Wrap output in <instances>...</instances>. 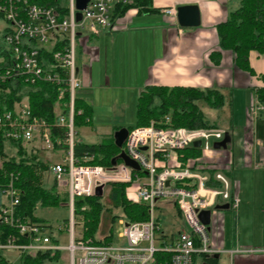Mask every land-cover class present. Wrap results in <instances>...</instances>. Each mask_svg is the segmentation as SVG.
<instances>
[{"label": "built area", "instance_id": "obj_1", "mask_svg": "<svg viewBox=\"0 0 264 264\" xmlns=\"http://www.w3.org/2000/svg\"><path fill=\"white\" fill-rule=\"evenodd\" d=\"M131 0H90L86 9L79 11L76 0H0V16L9 23L5 46L0 47V87L36 85L45 82L58 88L55 124L33 116L29 96L15 103L13 110L0 112V135L7 142L22 143L24 148L40 144L46 153L61 150L64 161L48 166L47 174L58 186L67 185L70 209L68 221L69 244L62 246L58 237L49 233L51 224L23 219L16 210L20 204L21 189L15 185L19 174L11 173L6 184L0 182V223L18 231L3 241L0 233V250L36 254L68 250L69 264H154L156 253H169V264H194L197 255L212 257L221 251L213 246L208 225L199 219V213L217 209L219 201L228 202L233 210L240 205L239 189L229 173L233 166L232 154L216 158L214 144L225 138L227 131L218 128L188 129L175 127L170 117L151 121L149 125L129 130L122 150L139 163L137 171L123 161L116 166L80 163L74 156L76 130L74 125L77 92L83 88L79 71L78 50L87 44L85 28H109L113 23V8ZM82 13L81 21L77 13ZM176 15L175 8L165 9ZM67 99L68 103H62ZM68 108V113L62 109ZM264 109L257 103L255 116ZM82 113V110L78 112ZM53 128L65 130L63 139L53 138ZM200 141L202 155L181 159L180 151ZM57 145L61 146L57 148ZM229 146V145H228ZM91 156L83 162L91 160ZM112 182L129 183L126 189L130 200L149 206L150 219L128 222L120 220L122 231L119 243H96L84 237L85 216L89 210L83 206L82 214H75V199L96 196L98 186ZM135 195L134 199L129 194ZM172 202L187 228L167 239L161 231L155 209L159 202ZM83 221V232L76 237L75 228ZM61 231V228H59ZM26 237L27 242H21ZM241 252H254L240 247ZM264 251V250H263Z\"/></svg>", "mask_w": 264, "mask_h": 264}, {"label": "crops", "instance_id": "obj_2", "mask_svg": "<svg viewBox=\"0 0 264 264\" xmlns=\"http://www.w3.org/2000/svg\"><path fill=\"white\" fill-rule=\"evenodd\" d=\"M239 4L240 0H153L152 6L157 11L140 13L133 7L121 15L115 13V5L112 26L98 28L104 30L103 41L91 43L93 39L89 37L80 51L79 71L83 92L95 85L104 89L115 81L121 83L125 79L122 65L126 58L130 59L128 67L137 71L134 50L143 46L154 48L156 55L145 74L138 77L141 78L135 91L138 96L148 85L217 88L228 92L224 107L234 108L235 114L238 107L242 112L241 127H232L228 148L212 155L220 159L232 154L229 176L238 185L240 205L238 210L229 205L212 213L208 226L214 248L221 251L213 257L218 263L224 257L231 264H264V109L257 116L253 113L258 103L255 89L264 87V80L259 77L264 73V54L255 51L250 54L256 76L238 69L231 51H221L219 63L211 58V53L220 49L216 26L226 21ZM185 5L199 7L198 27L183 28L177 13H165L167 8L177 11ZM81 99L93 109L90 100ZM226 204L229 203H218ZM240 247L254 252H241Z\"/></svg>", "mask_w": 264, "mask_h": 264}, {"label": "trees", "instance_id": "obj_3", "mask_svg": "<svg viewBox=\"0 0 264 264\" xmlns=\"http://www.w3.org/2000/svg\"><path fill=\"white\" fill-rule=\"evenodd\" d=\"M153 0H131L126 4H117L116 14H124L130 8H138L139 12L157 11L152 6ZM219 37V50L211 53V58L219 63L221 51H231L234 54V62L238 69L256 76L257 73L250 62V54L255 51L264 54V0H240L237 9L232 10L226 21L216 26ZM259 77L264 80V73ZM7 85L0 87V112L13 110L15 103L21 101L23 96H29L33 116L46 119L55 124L57 120L56 106L58 103V88L45 82L36 85H20L11 87L7 91ZM257 101L264 105V87L255 89ZM225 93L217 88H199L192 86H167L148 85L141 91L137 100L136 125L128 128L149 125L151 121H160L170 117L175 127L194 129L218 128L217 124L211 123L203 112L200 103L206 102L212 108H221L225 105ZM62 103L67 104L65 99ZM82 110V113L78 112ZM67 114L68 108L62 109ZM93 109L83 99L75 101L74 125H89L92 122ZM232 124V123H231ZM120 129V128H119ZM232 125L227 132L231 133ZM232 134V133H231ZM65 137V130L53 128L54 140ZM61 146L57 145V148ZM122 151L115 144L114 136L104 138L96 144H89L77 140L74 146V156L80 163L92 166H112V159ZM202 155L199 148L189 146L180 151L181 159L186 162L189 158H198ZM91 156L92 159L83 162L84 158ZM118 163L121 160L117 161ZM37 154L28 153L22 143L7 142L0 135V182L8 183L11 173L19 174L15 185L21 189L20 204L16 213L23 219L46 224L47 222L36 216L38 208L60 207L68 203V193L62 195L58 192L56 184L48 187L44 183V173L48 169ZM128 183H109L108 193L105 196L75 199V214L79 215L83 206L89 210L84 212L85 222L84 237L92 238L96 243L108 244L114 238L116 222L120 218L117 213L121 210L128 222L147 221L150 219L149 206L130 200L126 189ZM1 207V194H0ZM177 214L180 215L177 210ZM100 232L102 236L96 237ZM2 240L18 231L10 226L0 223ZM21 242H27L26 237ZM203 256V255H202ZM169 253L159 252L155 255L154 264H169ZM207 264H219L215 257L203 256ZM62 262V252H37L36 254L24 253L19 262L9 261L0 250V264H59Z\"/></svg>", "mask_w": 264, "mask_h": 264}, {"label": "rangeland", "instance_id": "obj_4", "mask_svg": "<svg viewBox=\"0 0 264 264\" xmlns=\"http://www.w3.org/2000/svg\"><path fill=\"white\" fill-rule=\"evenodd\" d=\"M9 27V23L5 20L4 17L0 16V47L5 46V33L6 29ZM107 30V29H106ZM104 30L96 31L85 28L82 31V35L90 36L93 40L91 43L103 41ZM97 32V34H96ZM95 40V41H94ZM78 50V63L80 64V47ZM158 51H160L158 47ZM136 55L135 62L138 65L137 71L130 69L128 67L130 59L126 58L123 66V72L125 79L119 82H114L111 86H108L104 89H98L95 85L91 89H87L84 92L78 90V98H84L90 100L94 113L92 115V122L89 125H76V139L89 144H96L102 141L104 138H112L115 135V132L119 128H130L136 125V109H137V100L138 95L135 93L139 89V82L145 74L146 67L150 64L156 55L154 48H148L140 46L138 49L134 50ZM130 66V65H129ZM98 65L95 64L93 67L94 77L97 76ZM136 71V72H135ZM135 74V75H133ZM133 77V78H132ZM132 78V79H131ZM228 96V92L224 91ZM200 106L205 113L207 119L211 123H215L218 126V129L228 130L230 128L229 123L232 122V127L238 129L241 127L240 114L242 113L238 107L235 114L234 108H228L227 106H222L221 108H212L206 102H201ZM243 117V116H242ZM28 153L37 154L38 157L46 164L51 165L55 162H62L66 156V153L61 150H55L51 153H46L40 147V144L33 143L26 146L25 148ZM44 183L50 187L56 182L50 177L47 172L44 173ZM114 183V182H112ZM129 184V183H128ZM108 185V184H107ZM104 187L105 196L108 193V186ZM57 186V190L60 194H67V185H62L61 187ZM129 186V185H128ZM131 199L135 198L133 193L129 194ZM120 218L116 222V227L114 231V243H119V234L122 231L121 225L119 224L120 220H125L124 215L121 210H118ZM70 209L67 203L62 204L60 207H50V208H38L36 211V216L45 220L47 223L51 224V228L47 231L54 236L58 237L59 244L62 246H67L69 244L68 237V221L70 219ZM155 215L158 218V222L161 227V231L158 233H163L167 236V239H171L172 236H176L180 231L187 228L185 220L177 214V209L173 206L172 202H159L155 209ZM79 223L76 225L75 233L76 237H80L83 232V221L81 218L77 217ZM61 228V231L59 230ZM102 234L98 232L96 234L97 238H100ZM62 252V262L59 264H69V254L68 250L63 249ZM4 256L11 262L18 263L20 259V253L17 251L4 250ZM194 264H202L204 258L202 255H197L195 257ZM219 264H231L229 259L221 258Z\"/></svg>", "mask_w": 264, "mask_h": 264}, {"label": "water", "instance_id": "obj_5", "mask_svg": "<svg viewBox=\"0 0 264 264\" xmlns=\"http://www.w3.org/2000/svg\"><path fill=\"white\" fill-rule=\"evenodd\" d=\"M90 0H76V7L79 11H82L86 9L87 4ZM82 19V13H77V20L81 21ZM177 19L178 23L183 28H191V27H198L201 24V15L200 10L197 5H185L180 6L177 9ZM129 134V129L126 127L120 128L115 132L114 139L115 144L122 148L125 140L127 139ZM232 137L229 132L225 133V138L220 141L216 142L214 144L215 149H227L229 143H231ZM194 146L199 148L201 146L200 141L194 142ZM121 160L123 161L127 166L139 171L141 170V166L138 162H136L134 159H132L124 150L121 151V153L112 159V166H116L117 161ZM104 194L103 186H98L96 189V196L101 197ZM216 208H229V204H226L225 206H217ZM211 216L212 212L210 210H203L199 213V219L204 225H209L211 223ZM207 264V263H206Z\"/></svg>", "mask_w": 264, "mask_h": 264}]
</instances>
